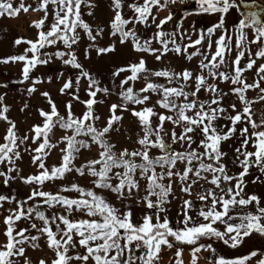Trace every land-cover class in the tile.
Here are the masks:
<instances>
[{"label": "snow or ice", "instance_id": "6c2138e0", "mask_svg": "<svg viewBox=\"0 0 264 264\" xmlns=\"http://www.w3.org/2000/svg\"><path fill=\"white\" fill-rule=\"evenodd\" d=\"M193 2L195 11L186 15H216L218 22L200 31L194 40L189 35V43L181 45L177 36L182 39L184 34L178 33L179 25L176 31L163 30L164 25L173 20L171 13L155 23L153 9L166 8L167 0H110L113 16L108 26L109 35L117 38L119 45L130 44L133 52L151 55L156 61H162L169 53L188 61L194 57L200 59L195 70L184 68L179 72L170 66L152 70L144 55L116 67L111 73L113 77L126 74L118 85L121 102L109 106L106 125L98 128L95 121L100 120V116L94 114V105L103 101L97 100V94L107 95L109 89L100 87L83 69L72 48L80 40L78 30L82 29L90 41H95L104 29H98L94 35L92 27L82 19V4H88V0H37L32 10L44 13L32 25L39 30L37 38L16 39L15 45H28L24 54L0 59V63L22 62L21 82H24L31 79L30 74L38 65H47L54 56L64 65L80 70V76L87 81L89 99L80 100L77 89L72 99L82 103L86 111L76 116L69 101L65 105L66 113L61 115L49 93H41L48 98L50 111L40 109L42 123L31 128V136L23 137L6 115L9 109L0 108V120L9 125L0 137L3 140L0 164L10 165L7 172L0 171L2 183L8 186L15 179L8 173L18 172L15 161L22 158L18 149L29 139L37 144L31 149L35 153L31 162L38 168L37 174L21 178L23 183L32 186L26 199L0 194V208L4 202H15V207L6 209L7 215L3 217L5 242L0 243V264H17V257H26V247H40L41 238L53 253L50 264H89L90 261L91 264H158L163 247L175 248L174 264H183L182 246H193L191 264H197L201 250L215 252L211 243H199L202 239L215 238L235 249L254 234L264 237V200L245 192V177L251 170H258L264 176V114L255 118L253 104L256 101L247 96L250 89L257 90L258 100L264 102V62L258 63V60L264 61V21L252 10L253 4H243L242 18L232 25L233 32H229L226 16L234 8L240 10V0ZM31 7L24 0H19L18 6H14L12 0H0V17H16L21 12L27 13ZM125 9L130 15L125 14ZM46 21L50 23L46 25ZM151 24H155L156 31L150 38L141 39L138 26L147 28ZM214 33H219L218 37L213 38ZM154 41L158 47L153 46ZM58 43L69 51L41 52ZM250 45H254L255 50H251ZM95 51L97 55H120L116 43L111 41L95 47ZM85 56L88 57V49ZM248 71H253L258 79L248 82L244 76ZM152 78H163L166 83ZM137 81H141L142 86L134 90L132 85ZM41 82L32 80V87L27 89L29 94L35 92V85ZM221 83L230 85L227 92L220 88ZM72 87L69 80L59 91L65 94ZM201 93L207 94L204 99ZM232 95L240 102V108L235 102L222 105L225 97ZM153 96L157 98L153 100ZM120 112L130 113L142 131L134 142L138 147L131 151L127 148L114 151L115 145L107 139L111 132L118 131L116 125L123 119ZM221 121L227 123H219ZM57 126L65 130L62 137L65 147L60 150V163L46 166L45 158L56 147L50 142V134ZM78 137L90 138L92 144L98 146L96 158L80 166L73 162L81 149L92 145ZM229 140L236 141L230 162L237 166V174H230L224 162L228 154L221 146ZM153 150L159 154L153 156ZM73 172L90 177L91 187L70 183L58 186L55 192L42 190L47 182L63 181ZM260 178L257 176L252 182ZM141 181L145 185L143 197L138 196ZM175 181H179L181 193L191 196L196 190V201L201 203L197 206L196 201L182 198L173 222L168 216L170 209L165 205L170 203L169 196L174 195ZM97 190L113 193L121 202L135 193L137 206L146 211L137 221L130 205L122 203L121 208L125 209L122 211ZM72 193L77 195L73 197ZM29 201L33 203L29 205ZM42 206L53 211L46 215ZM248 206L252 211L247 210ZM233 209H244V212L233 215ZM22 220L28 221L29 227L18 228ZM218 224L224 226L223 231L216 226ZM30 230H35L36 234H26ZM72 250L76 253L72 254ZM258 254L262 258L256 264H264V253L255 250L234 259L221 256L210 264H248ZM24 264L30 262L25 259ZM39 264L49 262L41 259Z\"/></svg>", "mask_w": 264, "mask_h": 264}, {"label": "rangeland", "instance_id": "374dc122", "mask_svg": "<svg viewBox=\"0 0 264 264\" xmlns=\"http://www.w3.org/2000/svg\"><path fill=\"white\" fill-rule=\"evenodd\" d=\"M165 2V0H162ZM14 6H18L19 0H12ZM26 5H31L32 7L27 13L21 12L16 17H9L7 15L0 17V59H5L14 55L24 54L25 49L28 45L21 44L15 45L14 41L16 39H25V40H35L37 38L38 29L33 27V23L41 19L44 15L41 11H33L32 8L36 7L37 0H24ZM88 4L92 5L91 7ZM88 4H82V19L87 22L93 29V34L95 32L103 28L104 32L102 35L97 36L95 41H90L86 35V33L80 29L79 35L80 40L76 45H73L72 51L75 52L78 58V62L82 64L83 69L88 71L92 78L96 79L99 83V86L102 88H108L109 93L107 95L103 93L97 94V100L103 101V103H97L94 105V114L100 116V120L95 121V126L98 128H102L106 125V120L109 116V106L114 103H120V97L118 95L120 89L118 87L119 81L124 78L126 74H121L120 77H113L111 73L115 70L116 67L123 66L127 64L130 60H135L136 57L140 55H144L145 60L147 61V65L152 70H162L167 67H171V69L179 72L184 68H188L190 70H195L196 66L199 62V57H194L192 61H188L184 57H176L172 53H169L162 61H156L155 58L151 55L147 54H138L131 50V45H119L118 39L115 37H111L109 35V23L113 16V11L111 9L110 0H88ZM241 8L237 11V19L242 18V13L244 11L243 4H253L255 7L252 10H255L259 13L260 18L264 21V0H240ZM196 7L193 0H186V2H181V0H176L175 3H172L171 0H167V7L164 9H153V15L156 16L155 23H159L161 19H164L171 13L173 15V21L175 24V28L171 29L170 26L164 25V31L172 32L177 30V25H179L178 33H183L184 36H177V42L181 45L189 43L188 36L190 35L192 40L196 39L198 33L200 31H206V28L209 26H213L214 24L203 21L202 24H198V22L189 16L186 15L187 12H190V8ZM195 11V10H194ZM89 12H92V15H88ZM176 17L175 15H178ZM125 14L130 15L129 10L125 9ZM184 17V18H183ZM228 17V15L226 16ZM192 19V20H191ZM185 20V21H183ZM237 20V22H238ZM50 21H46V25L49 24ZM234 22H226V26L228 27L229 32H233L232 25ZM140 31L138 35L141 39L150 38L153 33L156 31L155 24H151L149 27L145 28L143 26H138ZM222 31V30H221ZM247 31V30H246ZM252 32H249V35H252ZM219 33H214L213 38L218 37ZM116 43L117 48L120 52L119 56H112L110 54L106 55H97L95 51V47H100L107 45L109 42ZM89 45H94L93 48H89ZM153 46L156 45L155 41L153 42ZM251 50H255L254 45L249 46ZM85 49H88V57L85 56ZM56 51H69L64 47L62 43H58L56 46H51L46 49H42L43 52L55 53ZM193 51V49H189V52ZM31 56V53L28 54ZM42 58H44L42 56ZM264 61L258 60V63ZM22 62H11L8 63H0V96L3 97V101L0 102V108L6 106L9 110L6 113L9 120L16 124V129L18 135L23 137L25 135L31 136L30 132L31 128L34 125L42 123V117L39 115V110L43 109L45 111H50V105L48 104V98L41 95L43 92H48L49 97L52 101L57 105L58 111L61 115L66 113L65 105L67 102L71 101L72 103V111L76 116L82 115L84 111H86L85 106L79 101L73 100L72 96L74 93H77L80 97V100L89 99L86 88L87 81L85 78L80 76V70L72 68L70 65H64L61 60L56 59L54 56L50 63L47 65H38L30 74L31 79L29 81H22ZM62 73V75H61ZM245 78L248 82H252L254 79H258V77H254L253 71H248L244 73ZM40 80L41 83L35 85L36 91L29 94L27 89L32 87V80ZM79 79V84H77V80ZM155 82H164L163 78H152ZM71 80L73 83V87L66 91L65 94L60 93V88L63 86V83ZM216 82V81H213ZM134 90H138L142 86L141 81H137L134 85ZM264 86V84H262ZM127 87V86H126ZM230 85L227 83H221L220 88H222L225 92L228 91ZM207 94L201 93V99H204ZM258 91L257 90H249L247 96L256 101L253 104V112L255 118H259L261 114H264V102L258 100ZM157 97L153 96V100ZM230 102H235L237 107L240 108V102L236 99L234 95L225 97L222 101L223 106H227ZM27 105V107H25ZM137 107V106H133ZM23 109V110H22ZM159 111V109H158ZM123 116L121 122L116 125L118 131L111 132L107 139L110 143L115 145L114 151L119 152L120 150L127 148L130 151L134 150L138 147L134 142L138 139L140 135H142V131L137 124L134 117L130 115V113L120 112L118 113ZM219 123H227L226 121H221ZM9 125L6 121L0 120V137H2L6 128ZM166 127H170V125H166ZM179 131V129H177ZM65 135V130L60 129L58 126L53 130V133L50 134V142L56 147L50 150V154L45 158L46 166H54L60 163L62 153L61 149L65 147V143L62 142V137ZM78 139H87V142L92 146L88 149H81V154L77 156V159L73 162L74 165L80 166L82 164L87 163V161L96 158L97 156V147L92 144L90 138L78 137ZM3 140L0 139V143ZM37 144H33L31 139L25 142L24 145H21L18 149L21 152V159L15 161V167L18 169V172L8 173L9 175L15 177V179L11 180L8 186H4L2 183L3 178H0V194L7 196H15L18 200L26 199L27 195L32 190L31 185H27L22 182L21 178H26L31 175H35L38 173V168L32 164L31 156L35 153L31 152V149H34ZM236 146V141L229 140L223 142L222 151L226 152L228 155L224 157V162L230 170V174H237L236 167L230 161L233 159V149ZM173 147L179 148V145H174ZM25 148H28L29 151H25ZM153 156L158 155L157 150H153ZM10 167L7 163L0 164V171L7 172V168ZM159 171V169H158ZM238 171V170H237ZM260 176V180H257L255 183L252 181ZM91 178L90 177H81L77 173L73 172L67 174L66 179L63 181H51L47 182L43 189L44 191L55 192L58 191V186L67 185L70 183H78L82 187H91ZM165 183H168L165 180ZM203 183V182H201ZM246 188L245 192L249 193V191H255L259 195H261V199L264 200V176L258 172V170H251L250 174L245 177ZM145 185L144 182L141 181V187L138 193L139 197H143L146 193L144 191ZM174 195L169 196L170 203L165 205L166 208H169L168 216L174 222V218L177 215V211L181 205L182 198L190 199L196 201V190L193 191L191 196L180 192V183L179 181L173 182L172 185ZM99 194L105 196L110 202H112L116 207L121 208V204L130 205L131 210L133 212V217L135 220H139L143 213L146 211L142 206H137L136 204V194L134 193L133 197L130 199H125L122 202L117 200L116 195L107 191L97 190ZM250 194V193H249ZM77 194L72 193L71 196L75 197ZM33 202L29 201V205ZM201 202L196 201L197 206L200 205ZM15 202L9 204L4 202L3 207L0 208V243L5 242V238L2 235L4 231L3 217L7 215L6 209L14 208ZM42 211H45L46 215H49L53 209L47 208V206L41 207ZM121 210H125L121 208ZM248 211H252V207L248 206ZM244 209H233V215L243 214ZM39 225V221H36ZM236 222H239L238 220ZM18 228L29 227L28 221H20L18 222ZM220 230L223 231V225H216ZM30 234H36L35 230H30ZM219 242V241H218ZM222 242V241H220ZM40 247L39 248H31L26 247V257L20 258L17 257V264H24V260L27 259L30 264H39V260L44 259L49 262L53 257V253L45 246V240L41 238L38 241ZM203 244V243H202ZM207 245V244H205ZM212 245V244H211ZM212 248L215 249V252L201 250L204 253V256L201 259H198L197 264H210V261H213L221 255L217 252V248L212 245ZM174 249H167L166 247L162 248L160 254V260L158 264H174ZM191 246L183 247L182 260L183 264H191ZM79 251L83 252V249ZM227 250H223L222 255L225 256ZM76 250H72V254H75ZM229 251L227 252V255ZM232 254V253H231ZM230 254V255H231ZM223 256V257H224ZM257 261V259H256ZM255 259L252 260L249 264H256ZM73 264H78V262H73ZM91 264V261L89 262Z\"/></svg>", "mask_w": 264, "mask_h": 264}, {"label": "crops", "instance_id": "0c3cea01", "mask_svg": "<svg viewBox=\"0 0 264 264\" xmlns=\"http://www.w3.org/2000/svg\"><path fill=\"white\" fill-rule=\"evenodd\" d=\"M190 12H194V11H190ZM179 14L180 13H178V15H175V16L176 17H179V16L183 15V14H181V15H179ZM236 14H237L236 9L235 8L232 9L230 11V13L228 14V17H226V22H234V21L237 22L238 19H237V15ZM191 17L193 19H195L198 22V24H202L204 20H206L207 22H210L212 24H214L217 21L216 15H208V14H200V15H197V14H192ZM188 20H189V16H188ZM183 21H185V20H183ZM174 22L175 21H173V20L172 21H169L166 25H168V27L170 26L171 29H174L175 28ZM237 170H238V168L236 167V172H238ZM249 193L250 194H256L259 197L261 196L258 193H256L255 191H249ZM199 243H201V244L202 243L203 244L211 243L212 245H214L217 248V252L221 256H224V255H222V252L221 251L227 250L226 253H225V256H224V258H226V259H234V258H238V257H243L245 255L250 254V252L253 251V250L257 251L258 253H264V237L259 236V235H256V234L252 235L251 237L245 238L244 241H243V243L240 244L235 249H233V248H231V247L223 244V242H220V240H217L215 238H213L212 240H207V239H204L203 240L202 239ZM228 251H229V254L227 255V252ZM197 256H198V259H201V257L204 256V253L201 251L200 253L197 254ZM260 258H262V257L258 254V256L255 257V258H253L252 260L255 259V261H256V259L259 260ZM250 262H248V264Z\"/></svg>", "mask_w": 264, "mask_h": 264}, {"label": "trees", "instance_id": "16d2710c", "mask_svg": "<svg viewBox=\"0 0 264 264\" xmlns=\"http://www.w3.org/2000/svg\"><path fill=\"white\" fill-rule=\"evenodd\" d=\"M190 11H194L195 10V7L194 8H190L189 9ZM41 52H42V50H41ZM204 240V239H203ZM182 247H184V246H182ZM191 247H193V246H191Z\"/></svg>", "mask_w": 264, "mask_h": 264}]
</instances>
